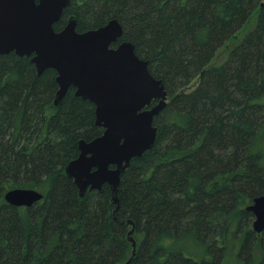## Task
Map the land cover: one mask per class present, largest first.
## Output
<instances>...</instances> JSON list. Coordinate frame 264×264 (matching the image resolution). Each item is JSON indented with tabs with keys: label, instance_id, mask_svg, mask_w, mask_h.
I'll use <instances>...</instances> for the list:
<instances>
[{
	"label": "trees",
	"instance_id": "1",
	"mask_svg": "<svg viewBox=\"0 0 264 264\" xmlns=\"http://www.w3.org/2000/svg\"><path fill=\"white\" fill-rule=\"evenodd\" d=\"M71 17L79 32L117 19L168 103L156 144L122 175L119 204L108 185L81 197L66 167L81 140L103 134L95 105L70 89L56 106L55 70L0 55V264H127L131 238L130 264H225L222 232L238 210L237 260L256 264L259 246L264 264V232L241 207L264 195V0H72L56 31ZM13 189L44 197L15 207Z\"/></svg>",
	"mask_w": 264,
	"mask_h": 264
},
{
	"label": "water",
	"instance_id": "2",
	"mask_svg": "<svg viewBox=\"0 0 264 264\" xmlns=\"http://www.w3.org/2000/svg\"><path fill=\"white\" fill-rule=\"evenodd\" d=\"M72 0H0V55L16 53L32 57L38 74L57 72L59 90L55 105L70 89L96 107V125L103 134L81 140L80 154L66 167L81 197L103 191L108 185L112 201L119 204L122 175L131 161L154 147L155 119L165 110L169 97L162 80L152 75L149 62L141 59L132 42L120 41L124 29L113 19L103 27L79 32L71 17L61 31L55 25ZM44 195L34 189H13L6 201L15 207H32ZM255 215L253 230L264 232V195L247 207ZM132 234V233H131ZM133 254L137 242L134 238Z\"/></svg>",
	"mask_w": 264,
	"mask_h": 264
},
{
	"label": "rangeland",
	"instance_id": "3",
	"mask_svg": "<svg viewBox=\"0 0 264 264\" xmlns=\"http://www.w3.org/2000/svg\"><path fill=\"white\" fill-rule=\"evenodd\" d=\"M257 15L258 13H255L252 17V20L251 22L248 23V25L245 27V29L240 33L238 34L237 38L236 39H233L232 41L228 42L227 44H225L224 47H222L219 51H218V55L216 57V59L214 60V63L215 64H220L222 63L229 50L232 49L237 41H240L242 40L243 36L250 30H252L256 24V21H257ZM122 41V40H120ZM198 86V84H194L192 87L190 86L188 88L189 91L195 89L196 87ZM72 90V89H71ZM246 206H248V203L244 204V202L242 203V208L245 207L246 209ZM239 210L237 212H235L232 216V218L228 221L225 222V227H224V230H223V234H222V242L224 244L229 245L228 247V258H227V262L225 264H240V262L237 260V255H238V246L240 244V238L241 236H238L237 234V228H238V222H239ZM254 255H255V261H256V264L260 261L261 259V249L259 246H257L255 248V251H254Z\"/></svg>",
	"mask_w": 264,
	"mask_h": 264
}]
</instances>
